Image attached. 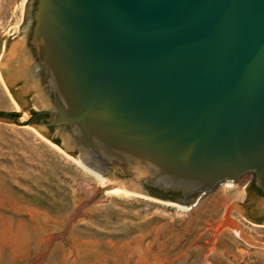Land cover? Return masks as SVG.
<instances>
[{
    "label": "water",
    "instance_id": "1",
    "mask_svg": "<svg viewBox=\"0 0 264 264\" xmlns=\"http://www.w3.org/2000/svg\"><path fill=\"white\" fill-rule=\"evenodd\" d=\"M0 68L106 190L187 206L250 172L264 192V0H38Z\"/></svg>",
    "mask_w": 264,
    "mask_h": 264
},
{
    "label": "rangeland",
    "instance_id": "2",
    "mask_svg": "<svg viewBox=\"0 0 264 264\" xmlns=\"http://www.w3.org/2000/svg\"><path fill=\"white\" fill-rule=\"evenodd\" d=\"M32 7L33 0H0V39ZM44 110L18 99L0 68V111L20 113L17 122L0 118V264H264V221L242 208L251 173L187 206L115 193L106 175L81 162L82 146L65 147V126L24 125ZM229 220L263 246L240 239Z\"/></svg>",
    "mask_w": 264,
    "mask_h": 264
},
{
    "label": "flooded vegetation",
    "instance_id": "3",
    "mask_svg": "<svg viewBox=\"0 0 264 264\" xmlns=\"http://www.w3.org/2000/svg\"><path fill=\"white\" fill-rule=\"evenodd\" d=\"M38 0H33V7H32V14L34 13L36 9V4ZM34 23L31 24L30 31L32 33ZM31 36V34H30ZM30 46V44H29ZM33 56L35 57V50L33 47L30 48ZM32 96V95H31ZM30 96V98H31ZM40 112V111H39ZM42 115H33L32 114V121L38 120L40 122L41 119L47 120L50 114L48 112L42 111ZM51 127L50 129H52ZM247 187V193H246V199L243 202L242 208L244 210V213L253 221L262 223L264 221V206L259 207L256 203V200L264 199V192L255 184V175L251 173V177L246 183ZM151 192L155 195L162 196L165 195L167 198L172 199H179L181 197V193L177 191H170V192H162L161 190L151 187Z\"/></svg>",
    "mask_w": 264,
    "mask_h": 264
},
{
    "label": "bare ground",
    "instance_id": "4",
    "mask_svg": "<svg viewBox=\"0 0 264 264\" xmlns=\"http://www.w3.org/2000/svg\"><path fill=\"white\" fill-rule=\"evenodd\" d=\"M94 171V170H93ZM96 172V171H95ZM96 173H98V172H96ZM250 173V172H249ZM99 174V173H98ZM101 175V174H100ZM245 175V174H244ZM243 176V175H242ZM106 182H107V184L106 185H108V184H112L109 180H108V178H105L104 179ZM225 183L226 184H232L233 183V181H231V180H227V181H225ZM109 191H113V192H115V193H119V192H126V193H137V194H142V193H140V192H138V191H136V190H129V189H127V188H125V187H122V186H117V187H114V188H112V189H110ZM142 195H145V194H142ZM226 224L229 226V227H231V229L234 231V233H235V235H237L240 239H242V240H244L245 242H247L248 244H253V245H257V246H263L261 243H257V241L255 242V241H253L252 239H251V237L245 232V231H243L237 224H235L233 221H226Z\"/></svg>",
    "mask_w": 264,
    "mask_h": 264
},
{
    "label": "trees",
    "instance_id": "5",
    "mask_svg": "<svg viewBox=\"0 0 264 264\" xmlns=\"http://www.w3.org/2000/svg\"><path fill=\"white\" fill-rule=\"evenodd\" d=\"M33 115H42L43 112L42 111H33L32 112ZM0 117L3 118H8V119H17L18 117H20V113L16 112V111H0ZM28 122H38V120L32 121L29 120ZM162 197L167 198L165 195H162Z\"/></svg>",
    "mask_w": 264,
    "mask_h": 264
}]
</instances>
